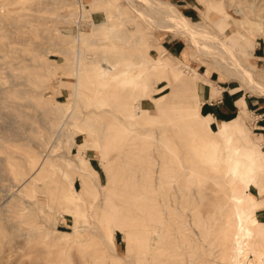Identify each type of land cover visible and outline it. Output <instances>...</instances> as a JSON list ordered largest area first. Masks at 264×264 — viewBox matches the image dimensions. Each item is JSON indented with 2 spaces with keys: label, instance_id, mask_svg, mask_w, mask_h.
<instances>
[{
  "label": "rangeland",
  "instance_id": "rangeland-1",
  "mask_svg": "<svg viewBox=\"0 0 264 264\" xmlns=\"http://www.w3.org/2000/svg\"><path fill=\"white\" fill-rule=\"evenodd\" d=\"M124 1L0 0V264H229L234 196L244 198L242 217L262 221L256 235L264 238L258 118L239 108L249 141L259 146L251 150L254 167L235 148L242 134L215 146L225 124L212 132L206 119L208 129H199L194 84L184 98L171 97L172 82L195 76L198 93L203 84L238 87L235 95L264 105V94L236 77L240 69L251 85H264V0H221L224 21L201 14L189 24L196 32L186 34L157 27L163 13ZM158 37L177 47L165 52L178 62L165 61L163 70L151 48ZM127 63L135 82L107 77L109 64L122 70ZM164 95L162 103L170 102L160 112L152 99ZM249 166L256 179L246 187ZM123 219L126 231L112 230ZM147 249L153 259L144 257ZM262 255L254 239L242 259L264 264Z\"/></svg>",
  "mask_w": 264,
  "mask_h": 264
},
{
  "label": "bare ground",
  "instance_id": "bare-ground-1",
  "mask_svg": "<svg viewBox=\"0 0 264 264\" xmlns=\"http://www.w3.org/2000/svg\"><path fill=\"white\" fill-rule=\"evenodd\" d=\"M125 1H128V0H125ZM124 1V2H125ZM142 3H144L146 5L147 8L150 9V11H153V12H161V14L163 13V16H164V19H162V21L159 20V22H156V25L157 27H164L163 30L166 28V29H169L170 31L173 30L175 31L176 33H182V34H186V33H195L196 31L191 27L189 26L190 23H192L190 20H186L182 17L181 14H179L177 12L176 9H174L173 7H171L170 5L168 4H165V3H162V2H159L157 0H138ZM129 3H131L132 1L129 0L128 1ZM77 3V2H76ZM128 3V4H129ZM74 4V3H73ZM72 4V5H73ZM131 7L133 6L132 4H129ZM134 10V8H133ZM237 11H235L236 13L238 14H242L243 12V9H236ZM134 11L137 12V10L135 9ZM140 12V11H139ZM244 14V13H243ZM138 15H141V17H146L147 18V15L148 13L147 12H141L139 13ZM145 19V18H144ZM149 19V17L147 18ZM151 19L147 20L150 22ZM132 23H135L134 21H132ZM150 24H152L150 22ZM155 24V22H154ZM148 25V24H147ZM154 26V25H153ZM156 27V26H155ZM161 28V30H162ZM168 30V31H169ZM137 31V30H136ZM138 32V31H137ZM116 34V33H115ZM114 34V36H116ZM181 34V35H182ZM190 35V34H189ZM118 36V34H117ZM116 36V37H117ZM195 36V35H194ZM196 37V36H195ZM200 38V36H198ZM197 37V38H198ZM202 37V36H201ZM119 38V37H118ZM121 38V37H120ZM206 38V37H205ZM203 38V39H205ZM202 39V38H201ZM196 40V38H195ZM206 40V39H205ZM140 41V40H139ZM138 41V42H139ZM198 41V40H197ZM200 42V41H199ZM207 42V40H206ZM202 43V42H201ZM202 44H205V42H203ZM208 45H211L208 43ZM213 45V44H212ZM210 46V47H213V46ZM214 49H216L215 47H213ZM218 48V47H217ZM219 50V49H217ZM221 51V50H220ZM213 52V51H212ZM224 52V51H222ZM211 53V52H210ZM219 52L217 51V54ZM225 53V52H224ZM229 53V51H228ZM205 54V53H204ZM227 54V53H226ZM160 55V54H159ZM212 55V53H211ZM214 55V54H213ZM219 55V54H218ZM228 55V54H227ZM216 56V54H215ZM221 57V56H220ZM227 59V58H226ZM216 60V58H215ZM214 60V61H215ZM229 60V59H228ZM237 60V59H236ZM217 62V60H216ZM240 62V61H239ZM218 63V62H217ZM234 63V62H232ZM159 64V63H158ZM232 65V64H230ZM237 65V64H236ZM241 65V64H240ZM124 69H120V70H116V66L115 65H111L109 64L108 66V69H107V74L109 77L110 76V80L112 81H115V82H119V81H126L128 79V75H129V78L134 80V82L136 81L135 79L137 78L135 75H132V70L134 69V67H130V63H127V66H123ZM239 70V71H238ZM238 74L239 75H236L237 76H241L243 80H245V82L247 83V85L251 88H253L254 90H259L260 92H262L264 94V85H251V79L249 77V74L248 73H245L243 72L242 70L238 69ZM179 72V71H178ZM76 73V72H75ZM237 74V73H236ZM185 79V78H184ZM183 78H181L180 80V83L176 86L174 85L173 86V92L171 93V97L172 98H176L179 97L181 98V96H183V98L189 94V93H192L191 89H190V85L194 84L195 86V91H197V94L195 93L196 95V98L198 96V86L197 84L199 83V79L196 78L195 76L194 77H190V78H186V81L184 80ZM240 79V78H239ZM139 84V83H138ZM250 88V89H251ZM3 93V92H2ZM189 97V96H188ZM198 99V98H197ZM190 101H193V100H190ZM138 102V105L140 104V100L137 101ZM170 101H165L164 105H168ZM161 106L160 108V112L164 111L166 108V106ZM190 105V104H189ZM192 106V104H191ZM42 113V112H41ZM139 113V111H138ZM186 110L183 112V115H186ZM146 115V114H145ZM163 120V119H162ZM168 122V120H167ZM199 129H204V126L202 125V122L201 124H199ZM205 130V129H204ZM255 152L254 151H251V150H246V154H245V157L248 159V161L252 162V165L254 167H256L257 165H254V161L256 160H253L252 159L254 158L255 156ZM253 157V158H252ZM47 158L48 156H43V158L41 159V161L39 162V165L36 169V171L32 174V176H34L38 171L39 169L44 166V164L46 163L47 161ZM262 161V159H261ZM260 162V161H259ZM258 163V162H257ZM256 164V163H255ZM232 169H233V172L235 174H238L240 172H237V169H235V167L232 166V164L229 165ZM257 169L254 170V169H251V167L249 166L246 171H243L242 173V181L245 183L246 187H248L249 185H251L252 183H254L255 179H256V176H255V173H256ZM200 177V174L198 175ZM202 177V176H201ZM30 179V178H29ZM29 179H26L25 181L22 182L20 186V188L24 187L25 183L28 182ZM178 189V188H177ZM191 190V189H190ZM193 190V189H192ZM187 194H188V191H186ZM82 195V194H80ZM79 196V195H78ZM82 197V196H81ZM142 197V196H141ZM84 198V197H83ZM86 198V197H85ZM246 198V197H245ZM78 199V198H77ZM243 199L242 197H236L234 196L233 199L231 200L233 202V206H235V213H234V217H235V220H236V231L235 233L233 234L232 236V239L231 238H227V242H229V239H231V248H230V252L228 251L227 249V252L228 253V256H227V260H228V263L229 264H246L245 261H243L244 259V255H245V252H246V249L248 248V246L251 244V241L254 240V239H257L259 240V242L261 243V245L263 246L264 245V238L260 237L262 234L258 233V237L256 235V231L258 230V228L261 227L262 225V221L260 222L256 215H251L249 217H242V214L244 212V208L242 207L243 205H241V203L243 202ZM85 201V200H84ZM83 202V201H82ZM78 204V203H77ZM111 221H114V220H111ZM264 221V220H263ZM112 222H110L111 224ZM130 222H128L126 219H123L122 221H119L115 224L112 225V230H115V231H126V228H127V225L129 224ZM140 226V225H139ZM135 232L134 235L136 236V244H138V249L139 250H143L144 248H142V246L139 244V240L140 238L143 236V233H144V230L142 227H138L135 226L134 228ZM107 239L104 237L103 238V241L104 242V245H110V244H113V238L111 239V242L108 243V241H106ZM228 244V243H227ZM226 244V247H229V245ZM116 250V249H115ZM136 250H137V246H136ZM225 252V251H224ZM226 253V252H225ZM116 254V253H115ZM152 252L148 251V249L143 253L144 257H147V256H151V259H153V255H151ZM125 257H129V254L126 253L125 254ZM224 257V256H223ZM263 255L260 256V259L261 261H264L263 259ZM221 258V257H220ZM243 258V259H242ZM245 260V259H244ZM165 262V261H164ZM167 263V262H165ZM227 263V262H226ZM151 264H153L151 262Z\"/></svg>",
  "mask_w": 264,
  "mask_h": 264
},
{
  "label": "crops",
  "instance_id": "crops-1",
  "mask_svg": "<svg viewBox=\"0 0 264 264\" xmlns=\"http://www.w3.org/2000/svg\"><path fill=\"white\" fill-rule=\"evenodd\" d=\"M168 5L173 7L178 11L179 14L182 15V17L186 20H190L191 22H194L193 20L200 19V15L204 17L206 22L209 19L210 14H216L220 16L219 19L212 21V23H219L220 20L224 21V15H223V9L224 5L222 6L221 0H163ZM198 23V22H197ZM158 40V41H157ZM156 40V44L151 47L155 48L156 54L158 53V59L155 61V63H160L159 69H167L168 65L165 63V61H177L175 58L171 57L173 55L167 54L165 51L168 52H176V46L172 43V40H165L162 39V42H160L161 38L158 37ZM165 43H169V45H165ZM165 49V50H164ZM160 54V55H159ZM173 81V79H172ZM173 86L175 85V81L172 82ZM202 85V84H200ZM199 87V85H197ZM222 90L218 89H212L208 84H203L201 87V91L199 92L197 96V105H196V113L201 119L202 125L204 126V129H208L207 121L209 123V129L214 132V130H219V127H222V129L219 130V137L214 138L215 146H219V139L222 137L225 142L231 140V138H234L237 135V132L243 135L242 143L235 147L244 149V150H252L255 149V147H258V145L253 144L249 141V134L245 129V126L243 124V117L245 112L243 110L239 111L240 109L247 110V112H250L251 114L255 115L257 117L258 124H260V128L264 129V111H260L262 108H264V105H261L259 99H253L249 100L248 97L244 94L242 95H235L238 93L237 91L240 90V88L229 87L221 88ZM197 94V91H195ZM165 95L156 99L153 98L152 100L155 101L158 110H160L161 106L164 105L165 101L162 103V100L164 99ZM199 97L200 101L199 102ZM239 104V106H238ZM200 105V106H199ZM165 106V105H164ZM201 109V113H200ZM143 114H146V111H143L140 109ZM239 111V113H238ZM199 113L204 116L199 115ZM238 114V115H237ZM234 121V125L231 127L229 126L230 123ZM212 126H218L216 129H212ZM215 131V132H216ZM221 138V139H222ZM88 152H86L87 154ZM90 165V163H89ZM90 167L93 168L92 165ZM251 185H249L250 187ZM249 190V189H248ZM250 198L252 197L250 191L249 194ZM264 202V198L258 201V203Z\"/></svg>",
  "mask_w": 264,
  "mask_h": 264
},
{
  "label": "built area",
  "instance_id": "built-area-1",
  "mask_svg": "<svg viewBox=\"0 0 264 264\" xmlns=\"http://www.w3.org/2000/svg\"><path fill=\"white\" fill-rule=\"evenodd\" d=\"M78 3H80V2H78ZM81 5H82V4L80 3V6H81ZM80 6H79V7H80ZM79 11H80V9L78 10V15H79V17H80L81 11H80V12H79ZM78 15H77V17H78ZM77 17H76V19H75V23H74V27H75V28H74V29H75L76 31H79V28H80V24H81V23H80V21L77 20ZM76 31H75V32H76ZM76 33H78V32H76Z\"/></svg>",
  "mask_w": 264,
  "mask_h": 264
}]
</instances>
